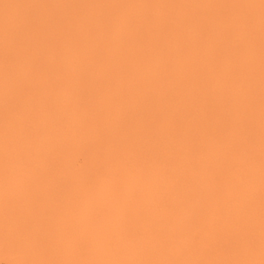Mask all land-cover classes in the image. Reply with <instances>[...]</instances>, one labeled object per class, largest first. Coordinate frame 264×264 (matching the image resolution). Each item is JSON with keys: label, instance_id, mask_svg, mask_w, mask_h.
Masks as SVG:
<instances>
[{"label": "bare ground", "instance_id": "obj_1", "mask_svg": "<svg viewBox=\"0 0 264 264\" xmlns=\"http://www.w3.org/2000/svg\"><path fill=\"white\" fill-rule=\"evenodd\" d=\"M260 0H0V63L7 35L33 58L81 79L58 90L39 142L87 122L109 144L145 141L163 167L136 161L69 188L62 168L33 183L35 222L75 233L84 247L44 249L40 259L147 261L236 258L223 250L164 247L169 233L236 216L254 229L260 259ZM256 5V7H236ZM3 97L0 94V123ZM234 122L238 134L218 133ZM206 129L208 134L198 132ZM235 143L233 152L221 145ZM2 142V129H0ZM2 160V152H0ZM34 164L39 167L40 162ZM2 199V196H0ZM153 236L150 243L142 237Z\"/></svg>", "mask_w": 264, "mask_h": 264}, {"label": "snow or ice", "instance_id": "obj_2", "mask_svg": "<svg viewBox=\"0 0 264 264\" xmlns=\"http://www.w3.org/2000/svg\"><path fill=\"white\" fill-rule=\"evenodd\" d=\"M256 7V5H236ZM260 11L261 38V80H260V259L246 258L254 253L256 240L250 223H242L232 215L223 216L210 224L193 223L180 233H169L163 241L164 247H179L183 254L223 250L236 258L226 259H161L147 261H87L32 258L34 249L57 247H84L88 243L75 233L56 231L54 236L45 237L46 229L35 222L36 206L33 183L37 179H48L56 169L62 168L69 177V188L78 187L90 180L105 175L113 165L127 166L130 161L122 154L131 152L136 161L151 166L163 167L160 156L149 152L147 145L159 142L144 130L145 141L137 146L134 140L120 144H109L99 129L94 139L88 137L93 130L87 122L66 132L65 139L57 142L46 137L48 152L42 155L39 142L44 138L40 128L43 113H54L58 90L70 93L72 84L81 79L78 72L64 66H50L33 58L31 43L13 40L7 35L3 44L2 63L4 66L3 118L0 123V180L3 195L0 199V229L6 245L24 250L26 258L5 260L4 264H264V0L258 5ZM229 130L235 136L238 128L234 122H227L218 133L224 136ZM207 135L206 129H199ZM223 147L239 151L235 143ZM39 161L37 167L34 162ZM153 236L142 237L150 243Z\"/></svg>", "mask_w": 264, "mask_h": 264}, {"label": "clouds", "instance_id": "obj_3", "mask_svg": "<svg viewBox=\"0 0 264 264\" xmlns=\"http://www.w3.org/2000/svg\"><path fill=\"white\" fill-rule=\"evenodd\" d=\"M3 84H4V66L0 63V94L3 97ZM3 195L2 180H0V196ZM44 254V249H34L32 251V258H39ZM26 258L24 250L11 247L5 244L2 229H0V264H4L5 260H15Z\"/></svg>", "mask_w": 264, "mask_h": 264}]
</instances>
